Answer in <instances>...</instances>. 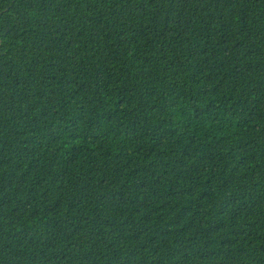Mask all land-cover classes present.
Wrapping results in <instances>:
<instances>
[{
	"label": "trees",
	"instance_id": "trees-1",
	"mask_svg": "<svg viewBox=\"0 0 264 264\" xmlns=\"http://www.w3.org/2000/svg\"><path fill=\"white\" fill-rule=\"evenodd\" d=\"M0 264H264V0H0Z\"/></svg>",
	"mask_w": 264,
	"mask_h": 264
}]
</instances>
